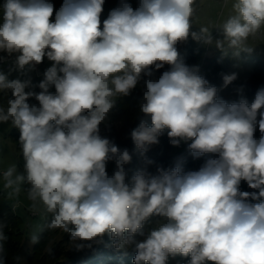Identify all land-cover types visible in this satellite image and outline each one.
I'll use <instances>...</instances> for the list:
<instances>
[{
  "label": "clouds",
  "instance_id": "obj_1",
  "mask_svg": "<svg viewBox=\"0 0 264 264\" xmlns=\"http://www.w3.org/2000/svg\"><path fill=\"white\" fill-rule=\"evenodd\" d=\"M103 4L64 0L54 22L48 0H5L3 5L0 51L20 53L21 70L34 68L45 56L53 62L39 94L25 91L29 81L0 73V91L13 96L0 107V123L19 128L25 161L24 174L15 165L3 172V186L15 198L29 185L31 211L43 208L51 215L31 243H38L45 229H59L81 250L107 233L116 249L135 245L133 264H167L177 254L190 257L189 264H264V112L257 122L264 88L250 106L246 100L229 104L176 48L191 35L222 51L251 52L247 40L264 25V0H236L235 14L220 27L224 38L216 41L207 27L190 32L196 0H140L135 10L122 0L101 30ZM166 64L170 71L144 82L140 111L151 116V126L142 121L131 132L136 148L146 153L167 129L174 146L190 140L194 156L215 158L198 171L183 172L179 164L158 168L156 175L138 170L128 183L125 165L132 157L101 138L99 125L142 74L151 76V66ZM235 79L225 75L224 85ZM33 96L39 107L27 103ZM109 161L116 164L111 176ZM242 180L258 193L239 191ZM249 198L261 202L248 203ZM153 216L159 218L156 226L142 242L135 240ZM3 229L0 223V242L7 239Z\"/></svg>",
  "mask_w": 264,
  "mask_h": 264
},
{
  "label": "rangeland",
  "instance_id": "obj_2",
  "mask_svg": "<svg viewBox=\"0 0 264 264\" xmlns=\"http://www.w3.org/2000/svg\"><path fill=\"white\" fill-rule=\"evenodd\" d=\"M48 2L53 5V15L50 19L54 22L55 14L64 4V0H48ZM124 2L128 3L134 10L138 8L140 4V0H124ZM235 2L236 0H196L195 12L191 17L192 27L190 32H199L201 27H207L213 41L223 40L224 36L220 27L230 16L235 14L233 9V4ZM4 3L5 0H0V23L3 22ZM121 3L122 0H104L102 6L103 10L100 14L103 20L108 18L113 9L120 7ZM189 36L191 37V35ZM192 40L202 52L199 59L187 66L190 68H197L198 74L201 76L204 66L211 65L210 63H212L213 59H216L219 63L218 68L221 73L220 85L217 88L219 94L218 99L229 104L246 100L250 106L251 103L254 102L258 90L264 88V25H262L261 31L257 33L256 36H250L247 40V46L252 47L251 52H237L234 50L222 51L217 48L214 43L209 45L193 38ZM7 55L6 57L0 55V73L5 74L9 80L19 79L21 81H29V86L25 88V91L39 94L42 91L39 84L44 80V73L48 68L52 67L53 62L49 61L47 56H45L42 62L34 68L25 66V68L21 70L16 64L17 57L20 53H12L11 55L7 53ZM231 74H235L236 79L225 86L223 77ZM55 91L54 86L49 87L50 93L54 94ZM3 92H5L7 96L12 94L10 91ZM6 95H2L0 91V99H2L3 96L7 98ZM27 103L30 106L39 107V102L35 99V96L30 97ZM138 104V97L130 92L129 95L125 96V100L117 112V114L119 113V117H117L115 121H112L110 110L106 121L99 125V135L103 138L127 142L131 126L128 114L135 107H138ZM261 112H264V107H262L257 114V122L261 118L259 115ZM12 128L13 125L11 122L0 123V191L3 192L4 203L20 218V232L22 238L19 249V261L21 264H28L27 259L31 256L34 246V244L31 243V235L38 232L43 227L45 211L43 208H41V211L38 213L31 211L30 201L27 199L25 189L26 184L21 187V192L15 198H9V190L5 189L3 186V172L6 171L8 167L15 165L18 174H23L19 165L16 146L10 138ZM17 129L18 134L21 135L19 128ZM260 136L261 132L259 131L257 123L254 137L259 140ZM190 143V140L181 141L178 146H174L171 143L168 154L175 166L180 164L185 158L191 157L194 163L192 171H198L209 158H215V154L211 153L194 156L189 149ZM28 187L29 185L27 188ZM239 191L258 193L259 190L250 188L247 182L242 180L239 185ZM247 202L255 204L261 201L249 198ZM157 221L153 225V228L156 226ZM40 233H38V235ZM38 243L42 246L41 252L43 254H50L55 259H67L70 255H74L78 251L73 247L72 242H70L69 234L59 229L52 230L46 238H40ZM49 249L52 250L51 253ZM190 259V257L179 254L175 256L170 255L167 259V264H189ZM206 264H214V262L206 261Z\"/></svg>",
  "mask_w": 264,
  "mask_h": 264
},
{
  "label": "trees",
  "instance_id": "obj_3",
  "mask_svg": "<svg viewBox=\"0 0 264 264\" xmlns=\"http://www.w3.org/2000/svg\"><path fill=\"white\" fill-rule=\"evenodd\" d=\"M100 28L103 29V17L100 16ZM176 48L179 52L180 58L188 65L200 58L202 50L195 44L192 38H189L184 42H178ZM6 54V55H5ZM2 57H6L7 52L0 51ZM211 65L204 66L201 76L208 82L209 86H215L218 88L220 85L221 73L219 71V63L216 59H213ZM171 66L165 65L163 68L156 69L154 66L150 67L151 76L142 74L140 82L137 84L131 92L138 97L139 104L128 114V118L131 121L130 132L127 142H123L117 139H108L111 144L117 146L121 151L127 149L132 157L131 162L125 165L126 182L130 183L132 176L138 170H144L146 173L156 175L158 168L169 170L175 167L172 162L168 151L171 145L170 138L167 135V129L158 137L159 142L151 145L149 150L141 154L136 148L132 138L131 132L136 129L142 121L151 126V116L146 115L140 111V105L143 101V94L146 90L145 81L148 79L158 80L160 76L166 71H170ZM2 95H6L1 91ZM7 98L0 99V107H7L8 101L13 99L12 94L6 95ZM217 98L219 94L217 91ZM125 96L118 97L116 99L114 107L111 109V120L117 119V112L122 106ZM10 138L16 146L19 157V165L24 174V164L22 149L20 145V135L18 134L17 127L13 126L10 132ZM103 138V137H101ZM105 138V137H104ZM183 172L192 171L194 167L193 159L191 157L185 158L180 164ZM106 171L109 176L113 175L116 171V164L114 161H109L106 165ZM27 184L25 189H27ZM3 192L0 191V223L4 225V233L7 239L2 243V251H0V259L3 264H21L19 259V249L21 242L20 232V218L11 211L10 207L4 203ZM51 215L45 212L44 225L50 221ZM158 217H151L145 222L143 229L141 230L144 235L139 233L134 235L135 240L142 242L149 232L153 229V225L156 223ZM42 227V228H43ZM52 232L45 229L38 236L40 238H46ZM42 246L39 243H35L33 246V252L27 259L28 264H133L134 257L136 255L135 245H128L121 249H116L113 245V238L107 233L99 240V242L91 243V246H85L83 249L78 250L76 254L70 255L67 259H55L50 254H43L41 252Z\"/></svg>",
  "mask_w": 264,
  "mask_h": 264
}]
</instances>
